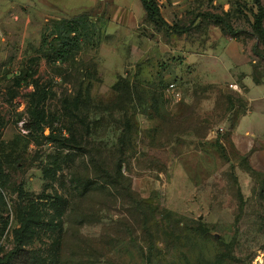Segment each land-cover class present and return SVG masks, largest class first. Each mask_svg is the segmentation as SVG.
Listing matches in <instances>:
<instances>
[{
	"label": "rangeland",
	"instance_id": "1",
	"mask_svg": "<svg viewBox=\"0 0 264 264\" xmlns=\"http://www.w3.org/2000/svg\"><path fill=\"white\" fill-rule=\"evenodd\" d=\"M156 1L190 31L141 0H0V264H264V173L231 143L247 77L264 133V0ZM84 13L132 25L57 62L42 35Z\"/></svg>",
	"mask_w": 264,
	"mask_h": 264
},
{
	"label": "trees",
	"instance_id": "2",
	"mask_svg": "<svg viewBox=\"0 0 264 264\" xmlns=\"http://www.w3.org/2000/svg\"><path fill=\"white\" fill-rule=\"evenodd\" d=\"M148 16L156 24H160L171 34L182 35L190 31V28H180L178 25H169L161 11L156 0H141ZM259 5L260 0H255ZM202 17L213 20L218 23L224 33L234 39L239 37V30H235L228 21V14H203ZM102 20V19H101ZM100 20V21H101ZM107 20L101 24L91 21L87 14H81L71 19L63 20L54 30L46 29L42 35V46L52 49L54 58L57 62L65 63L75 57L85 43L100 44L106 37ZM48 31V32H47ZM55 38H52L55 36ZM260 33L259 36H262ZM97 37V38H96ZM261 38V37H260ZM96 42V43H95ZM253 53L264 59V54L259 51L257 44L253 46ZM217 145L222 148L221 140L217 137Z\"/></svg>",
	"mask_w": 264,
	"mask_h": 264
},
{
	"label": "crops",
	"instance_id": "3",
	"mask_svg": "<svg viewBox=\"0 0 264 264\" xmlns=\"http://www.w3.org/2000/svg\"><path fill=\"white\" fill-rule=\"evenodd\" d=\"M187 0H172V4L174 5V8L172 11H175L176 9H181L183 4L186 3ZM162 14H163V9L161 8ZM120 22L116 23V21L113 20V18L110 20L109 24H108V31H107V35L106 37H110V31L111 29H113L114 31H116V29H122L125 28L124 25L127 24H131L132 25V18L129 17L128 14H120ZM124 20V21H123ZM130 20V23L127 22ZM122 22H125L124 24ZM167 22V21H166ZM168 23V22H167ZM169 24V23H168ZM113 25L115 26L113 28ZM121 31V30H119ZM127 31V30H126ZM247 79H250L249 82H247ZM234 82V81H233ZM243 84L245 85V87L248 89V94H247V100H248V112L247 114H245L244 116L241 117V119L238 121V123L233 127V131L231 133V143L233 145V147L237 150L240 151V153L242 155H250L252 163L256 164V169L259 172L264 173V133L258 132L260 130H255V129H246L245 133L242 134V132H240V124L241 121L243 120V118H247L249 117L254 109H257V105L255 104L257 100H255V95L253 94V91L258 88V87H262V85L257 84V83H253L252 79L250 77H247ZM264 95V92H263ZM258 97H261L260 95H258ZM262 99H264V96L262 97ZM260 110V109H259ZM263 130V129H261ZM257 132V133H256ZM248 136H250L252 138V141L254 142H259V148L252 151V146H250V142H249V138Z\"/></svg>",
	"mask_w": 264,
	"mask_h": 264
},
{
	"label": "built area",
	"instance_id": "4",
	"mask_svg": "<svg viewBox=\"0 0 264 264\" xmlns=\"http://www.w3.org/2000/svg\"><path fill=\"white\" fill-rule=\"evenodd\" d=\"M230 88H232V89H234V88H236L234 85H230Z\"/></svg>",
	"mask_w": 264,
	"mask_h": 264
},
{
	"label": "water",
	"instance_id": "5",
	"mask_svg": "<svg viewBox=\"0 0 264 264\" xmlns=\"http://www.w3.org/2000/svg\"><path fill=\"white\" fill-rule=\"evenodd\" d=\"M216 238H218V237L216 236Z\"/></svg>",
	"mask_w": 264,
	"mask_h": 264
}]
</instances>
